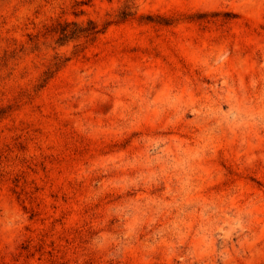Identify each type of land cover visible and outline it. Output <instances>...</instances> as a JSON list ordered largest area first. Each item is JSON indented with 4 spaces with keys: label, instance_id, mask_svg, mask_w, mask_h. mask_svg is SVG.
<instances>
[{
    "label": "rangeland",
    "instance_id": "obj_1",
    "mask_svg": "<svg viewBox=\"0 0 264 264\" xmlns=\"http://www.w3.org/2000/svg\"><path fill=\"white\" fill-rule=\"evenodd\" d=\"M83 1L0 0V264H264V0Z\"/></svg>",
    "mask_w": 264,
    "mask_h": 264
},
{
    "label": "trees",
    "instance_id": "obj_2",
    "mask_svg": "<svg viewBox=\"0 0 264 264\" xmlns=\"http://www.w3.org/2000/svg\"><path fill=\"white\" fill-rule=\"evenodd\" d=\"M90 0H85L82 2V4L89 3ZM106 26H103L101 28L98 27V25L92 21H87L86 25H80L75 22H62L57 23V25L52 29L53 33H55L58 38L57 42L60 43V45L65 44L68 41L76 40L79 38H85L87 40H93L98 34H101L105 31ZM59 64H55V68H57ZM53 74V70H49L45 72V77L42 81V83H45L47 79L51 77Z\"/></svg>",
    "mask_w": 264,
    "mask_h": 264
}]
</instances>
